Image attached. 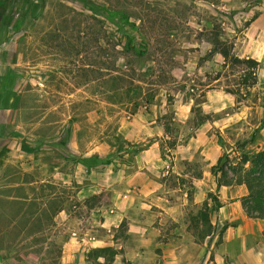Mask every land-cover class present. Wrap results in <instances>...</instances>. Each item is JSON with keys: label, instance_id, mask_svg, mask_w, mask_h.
Returning a JSON list of instances; mask_svg holds the SVG:
<instances>
[{"label": "rangeland", "instance_id": "374dc122", "mask_svg": "<svg viewBox=\"0 0 264 264\" xmlns=\"http://www.w3.org/2000/svg\"><path fill=\"white\" fill-rule=\"evenodd\" d=\"M43 1L31 33L17 38L22 79L13 105L22 108L21 129L49 136L42 161L69 183L48 190L63 191L67 215L55 216L56 202L49 211L38 206L44 211L31 228L39 233L27 238L38 244L50 238L55 256L74 243L72 252L84 254V263L65 264H247L236 224L221 211L215 173L220 157L234 162L264 148V0ZM32 6L0 0L1 30L7 16L15 19L13 28L24 27ZM69 10L97 13L105 43L100 24L69 16L83 30L77 52L51 39L45 47L50 22ZM121 15L134 25L119 29L114 22ZM122 31L137 37L142 53L120 60L119 72H101L112 65L110 41ZM234 58L258 62L251 87L242 85L245 65ZM179 189L199 191L200 208L204 201L214 205L209 193L217 197L210 235L202 238L194 226L197 205L180 206L178 222H159L169 193ZM45 247L34 249L44 255ZM100 247L110 250L91 252ZM181 249L185 255L175 262ZM29 250L17 247L15 254Z\"/></svg>", "mask_w": 264, "mask_h": 264}, {"label": "crops", "instance_id": "0c3cea01", "mask_svg": "<svg viewBox=\"0 0 264 264\" xmlns=\"http://www.w3.org/2000/svg\"><path fill=\"white\" fill-rule=\"evenodd\" d=\"M31 1L33 6L27 8L26 12L29 17L36 18L43 8L39 0ZM36 4H40L39 11H36ZM23 36L24 33L19 29L7 28L3 31L0 25V264H11L12 261L16 264L25 263L23 261L27 264H43V262L65 264L70 260L75 263H84L82 262L84 254L72 252L74 243L66 242L63 245L64 249L55 256L57 252L53 254L50 238L40 244L27 238L28 236L32 238L39 233L38 229L32 231L31 227L38 212L44 211L40 207L48 209L50 203L56 202L53 213L61 219L66 217L67 209L62 207L63 191L48 190V188L60 185V182L63 185L68 184L69 179L68 175L58 170L49 174L46 167L48 163L42 161L48 134L38 129L20 128L22 108H16L13 103L19 97L18 88L22 79L17 61L19 56L17 38ZM18 123L20 125H17ZM53 169H57V166H53ZM217 190L221 193L218 198L223 204L221 207L223 216L236 224L235 233L239 237V242H242L241 252H244L245 262L264 264V237L262 236L264 221L249 218L244 213L241 197L247 193L245 187L243 185L220 186ZM198 193L199 191L196 193L194 189L189 193L180 189L169 193V198H166V203L162 207L163 211L158 212L159 222L165 223L170 219L178 222L175 213L180 211V206L197 205L199 207L201 200ZM28 215L29 218H24ZM253 225H256L257 230L248 229ZM26 231H28L27 234H25ZM249 233L252 235L246 238ZM94 241V246L97 244L103 246L102 241ZM25 245L30 249L26 256L20 252L15 254V248ZM39 245L46 246L44 255L38 249H34ZM184 245L187 244L184 243ZM185 251L181 249L174 252V261H181Z\"/></svg>", "mask_w": 264, "mask_h": 264}, {"label": "trees", "instance_id": "16d2710c", "mask_svg": "<svg viewBox=\"0 0 264 264\" xmlns=\"http://www.w3.org/2000/svg\"><path fill=\"white\" fill-rule=\"evenodd\" d=\"M41 2L42 8L44 7V1ZM62 4V3H59ZM91 16L87 17L84 15V12H76L74 10H69L66 13L58 16L57 21L48 22V29L45 30L43 34L42 44L45 47L51 46L53 42L49 40H54V42H59L56 47L62 49L63 46L72 48L77 52L79 47L78 39L80 38V33L83 30L80 28V23H75V26H71L67 21L71 18L74 19L75 16H80L82 18H90L96 24H100L97 28L98 33L101 34L100 40L105 43L106 29L103 25L101 19L97 18V13L91 11ZM70 16V18H69ZM122 20H116L114 23L118 24L119 29H123L124 25H134L130 21V15L125 16L124 18L121 15ZM38 18L30 17L29 21L24 27H21L19 30L28 35L31 33V27L37 21ZM6 20V21H5ZM5 28H13L15 24V19L13 17L9 18L8 16L4 19ZM73 22V21H72ZM121 22V23H120ZM50 33V34H49ZM45 37L47 40H45ZM99 37H96L98 40ZM111 39V38H110ZM82 43H80L81 46ZM110 44L114 51H112V65L101 68V72L106 70L107 72H119L121 69L120 60L127 63V56L131 53L139 55L142 53V47L139 43V40L135 35H130L124 31L120 32V35L116 39H111ZM102 46V43L99 45ZM103 56L106 55V51L102 50ZM219 53L223 57L228 56V51L220 49ZM234 61L240 64L245 65V71L243 73L242 85L244 87H251L255 83L256 70L258 62L251 58L237 59L234 58ZM105 62L103 61V65ZM105 74H102L104 77ZM108 162V161H106ZM215 173V184L217 187L220 186H233V185H243L247 191L246 195L241 197V206L247 217L253 219H259L264 221V148L258 150L252 154H242L236 161L232 162L228 157L223 161L220 157L216 166ZM209 197L213 200L214 205L211 207L208 205L207 201H204L202 207L197 211V213L192 217L195 228L200 227V235L203 237L210 235L212 224L210 222V213L216 208L221 206V203L212 193H209ZM110 247H102L91 249V252L95 253L97 256L98 253H104L109 251Z\"/></svg>", "mask_w": 264, "mask_h": 264}]
</instances>
